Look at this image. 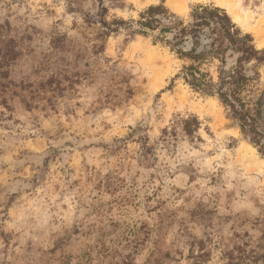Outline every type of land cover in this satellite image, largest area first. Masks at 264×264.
Returning a JSON list of instances; mask_svg holds the SVG:
<instances>
[{
	"label": "rangeland",
	"instance_id": "374dc122",
	"mask_svg": "<svg viewBox=\"0 0 264 264\" xmlns=\"http://www.w3.org/2000/svg\"><path fill=\"white\" fill-rule=\"evenodd\" d=\"M166 1L167 25L223 8L264 50V0ZM160 2L0 0V264H264V156L137 23ZM178 114L200 139L163 145Z\"/></svg>",
	"mask_w": 264,
	"mask_h": 264
},
{
	"label": "trees",
	"instance_id": "16d2710c",
	"mask_svg": "<svg viewBox=\"0 0 264 264\" xmlns=\"http://www.w3.org/2000/svg\"><path fill=\"white\" fill-rule=\"evenodd\" d=\"M162 3L163 0L141 11L137 23L151 29L163 25L161 31L171 33L167 43L179 59L186 60L177 77L194 91L206 96L218 95L240 133L264 156V82L260 81L257 70L247 66L250 62L264 64V50L255 49L252 35L243 33L223 8L197 4L192 7L187 22L174 19L168 20L167 25L163 19L174 15ZM228 60L233 62V68L225 78L223 70ZM214 62H217V79L209 69L206 68V72L201 69L202 65L209 66ZM200 125L196 115L178 114L162 129L160 142L167 145L180 137L190 142L199 140ZM138 141L145 160L152 147L145 138Z\"/></svg>",
	"mask_w": 264,
	"mask_h": 264
},
{
	"label": "bare ground",
	"instance_id": "6f19581e",
	"mask_svg": "<svg viewBox=\"0 0 264 264\" xmlns=\"http://www.w3.org/2000/svg\"><path fill=\"white\" fill-rule=\"evenodd\" d=\"M143 3H147L150 0H141ZM166 4L171 7L172 9L176 10V11H180L182 10V3L179 2V0H167ZM259 30V29H258ZM258 44V46L264 44V28L257 31L256 33V40H255Z\"/></svg>",
	"mask_w": 264,
	"mask_h": 264
}]
</instances>
